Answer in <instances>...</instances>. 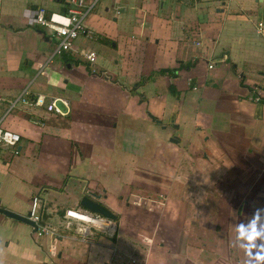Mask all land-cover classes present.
<instances>
[{
    "label": "crops",
    "instance_id": "1",
    "mask_svg": "<svg viewBox=\"0 0 264 264\" xmlns=\"http://www.w3.org/2000/svg\"><path fill=\"white\" fill-rule=\"evenodd\" d=\"M99 3L129 35L98 32L93 67L88 41L52 58L35 22L66 0H0V120L21 135L0 146V206L27 214L40 194L58 226L95 192L117 232L39 236L0 214V264H264V0ZM26 90L66 114L10 108Z\"/></svg>",
    "mask_w": 264,
    "mask_h": 264
},
{
    "label": "built area",
    "instance_id": "2",
    "mask_svg": "<svg viewBox=\"0 0 264 264\" xmlns=\"http://www.w3.org/2000/svg\"><path fill=\"white\" fill-rule=\"evenodd\" d=\"M100 1L66 0V8L63 11H50L45 6L37 8L35 16L36 24L40 28L50 31L56 39L52 58L56 55H63L66 52L75 50L76 40L79 37L83 36L87 39H92L95 36L96 32L87 26L86 19L94 12ZM193 1L199 2L205 0ZM259 33H264V23L262 22L259 23ZM80 54L94 67L98 60V54L94 49H82ZM210 67H213V65H210ZM262 94L263 96L257 94L255 100L260 101L264 99V89ZM58 102H62L68 106V102L63 98L45 94L31 96L26 90L16 100H12L9 103L10 108L21 103L31 107L44 108L48 112L65 115L66 112L59 106ZM2 121L0 120V146H17L21 140V135L13 130L3 128ZM45 209V200L40 194H35L31 199L29 218L35 222L36 230L35 228L34 230L39 236L44 234H51L56 237L71 235L70 231L74 230L82 241H89L92 236L97 234L113 236L117 232L115 221L93 213L81 205L66 209L58 226L53 225L46 218ZM102 221L108 222L109 227L105 229L100 224Z\"/></svg>",
    "mask_w": 264,
    "mask_h": 264
},
{
    "label": "rangeland",
    "instance_id": "3",
    "mask_svg": "<svg viewBox=\"0 0 264 264\" xmlns=\"http://www.w3.org/2000/svg\"><path fill=\"white\" fill-rule=\"evenodd\" d=\"M100 4L101 3H99L98 5H97V7H96V9L94 10V11H96V13H97V15L99 16L97 19H95L94 20V22L96 21V20H98V19H101V17H104V18H106L107 19V22L105 23V22H102V21H100V20H98L97 22H95V24H92V26L91 27H93L94 28V30H95V36H93V38L92 39H87V38H85V37H83V36H81V37H79L77 40H76V43L78 44V43H82V42H87V46H89V47H91V48H93L94 50H96V52L98 53V55L100 56V57H107V54L108 53H106V52H104V50H103V48L102 47H100L101 46V42H102V38L104 37L103 35L105 34V35H108V34H112L111 33V31H113V32H116V30H117V27H119V26H121L120 28H119V32L120 33H124V34H126V35H129V31H128V29H127V27L126 26H124L123 25V23H122V19H121V16H119L120 15V12H117L116 10H115V5L113 6V7H111L110 8V10L108 11V12H106L107 13V15L106 16H101L100 14H98V13H102L101 12V9H100ZM94 13V12H93ZM116 19V20H115ZM102 22V25H101V27H99L98 26V24L99 23H101ZM87 23H88V21H87ZM90 23V22H89ZM88 23V24H89ZM90 25V24H89ZM118 25V26H117ZM46 32H48V35L52 38V39H55L53 36H52V33L50 32V31H48V30H45ZM101 33V34H103V35H101V34H99V33ZM126 32V33H125ZM99 38H101V39H99ZM85 39H87V40H85ZM112 54L114 55V56H116L117 55V52L116 51H112ZM105 55V56H104ZM117 57V56H116ZM99 58V57H98ZM99 61L97 60V62H96V64H95V66L96 67H100L99 66V63H98ZM70 234L72 235V236H78L76 233H75V231L74 230H71L70 231ZM101 235H107V234H101ZM96 236V235H95ZM72 242L74 243V244H76L77 243V240H72Z\"/></svg>",
    "mask_w": 264,
    "mask_h": 264
},
{
    "label": "water",
    "instance_id": "4",
    "mask_svg": "<svg viewBox=\"0 0 264 264\" xmlns=\"http://www.w3.org/2000/svg\"><path fill=\"white\" fill-rule=\"evenodd\" d=\"M148 114L151 116L152 119L161 123V120L155 119V117L150 112ZM178 139L179 138L175 136L174 138H172V141L178 142ZM101 199L102 195L97 194L95 192L85 191L80 199V205L93 213L100 214L103 217L116 222V220L118 219V215L114 211H112L106 204H104ZM0 214L28 224L34 228L36 227L35 222L29 218V212L27 214H20L13 210L0 206Z\"/></svg>",
    "mask_w": 264,
    "mask_h": 264
},
{
    "label": "bare ground",
    "instance_id": "5",
    "mask_svg": "<svg viewBox=\"0 0 264 264\" xmlns=\"http://www.w3.org/2000/svg\"><path fill=\"white\" fill-rule=\"evenodd\" d=\"M100 224H101L105 229L109 227V223L106 222V221H102V222H100Z\"/></svg>",
    "mask_w": 264,
    "mask_h": 264
},
{
    "label": "trees",
    "instance_id": "6",
    "mask_svg": "<svg viewBox=\"0 0 264 264\" xmlns=\"http://www.w3.org/2000/svg\"><path fill=\"white\" fill-rule=\"evenodd\" d=\"M183 66V65H182ZM162 72H165V71H162ZM172 72V71H171ZM174 72V71H173Z\"/></svg>",
    "mask_w": 264,
    "mask_h": 264
},
{
    "label": "clouds",
    "instance_id": "7",
    "mask_svg": "<svg viewBox=\"0 0 264 264\" xmlns=\"http://www.w3.org/2000/svg\"><path fill=\"white\" fill-rule=\"evenodd\" d=\"M253 238H255V237H253Z\"/></svg>",
    "mask_w": 264,
    "mask_h": 264
}]
</instances>
